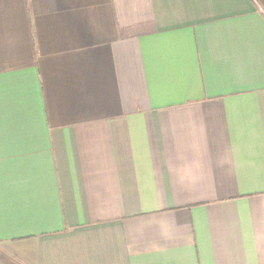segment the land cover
<instances>
[{
	"label": "crops",
	"instance_id": "0c3cea01",
	"mask_svg": "<svg viewBox=\"0 0 264 264\" xmlns=\"http://www.w3.org/2000/svg\"><path fill=\"white\" fill-rule=\"evenodd\" d=\"M0 264H264V0H0Z\"/></svg>",
	"mask_w": 264,
	"mask_h": 264
}]
</instances>
